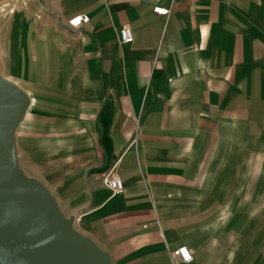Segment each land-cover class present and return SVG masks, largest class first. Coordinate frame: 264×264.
<instances>
[{
  "label": "crops",
  "instance_id": "obj_1",
  "mask_svg": "<svg viewBox=\"0 0 264 264\" xmlns=\"http://www.w3.org/2000/svg\"><path fill=\"white\" fill-rule=\"evenodd\" d=\"M40 2L80 67L56 100L26 91L21 170L112 264L230 263L258 224L241 208L258 205L242 191L264 174V0ZM75 14L88 19L71 30ZM25 51L31 76L53 81V57ZM109 170L121 192L104 186ZM179 245L192 260L172 253Z\"/></svg>",
  "mask_w": 264,
  "mask_h": 264
},
{
  "label": "water",
  "instance_id": "obj_2",
  "mask_svg": "<svg viewBox=\"0 0 264 264\" xmlns=\"http://www.w3.org/2000/svg\"><path fill=\"white\" fill-rule=\"evenodd\" d=\"M30 99L0 75V264H112L93 239L78 231L47 188L19 167L15 129Z\"/></svg>",
  "mask_w": 264,
  "mask_h": 264
},
{
  "label": "rangeland",
  "instance_id": "obj_3",
  "mask_svg": "<svg viewBox=\"0 0 264 264\" xmlns=\"http://www.w3.org/2000/svg\"><path fill=\"white\" fill-rule=\"evenodd\" d=\"M49 26L40 0H0V75L25 92L34 88L36 95L33 97L40 105L44 99L56 100L69 92V80L64 76L67 71L80 67L77 58L73 61L70 37L51 31ZM27 47L33 51L34 61L42 58V51L53 57L54 61L50 62L53 65L50 71L55 74L53 81L31 76L30 61L25 54ZM9 49L14 50L10 57ZM246 185L252 188L246 187L242 191L243 200L251 196L258 205L242 207L241 211L243 215L252 212V216L257 217L256 236L249 240V233L243 232L241 249L235 248L227 264H264V174L258 176L256 183ZM250 245L253 249L247 248Z\"/></svg>",
  "mask_w": 264,
  "mask_h": 264
},
{
  "label": "built area",
  "instance_id": "obj_4",
  "mask_svg": "<svg viewBox=\"0 0 264 264\" xmlns=\"http://www.w3.org/2000/svg\"><path fill=\"white\" fill-rule=\"evenodd\" d=\"M154 11L158 13H165L166 9L162 7H155ZM87 19L88 17L86 15L75 14L67 20L65 26L74 30V28L81 25V23L86 22ZM118 38L123 43L131 42L133 40L131 30L127 25L120 26L118 29ZM102 180L104 186L107 187L111 193H117L123 190V183L120 177L115 175L110 170L103 176ZM172 253L179 256L183 262H188L193 258V254L185 245H179L173 248Z\"/></svg>",
  "mask_w": 264,
  "mask_h": 264
}]
</instances>
